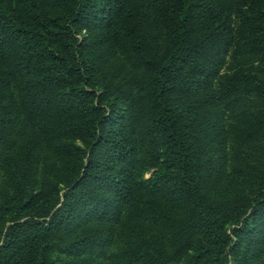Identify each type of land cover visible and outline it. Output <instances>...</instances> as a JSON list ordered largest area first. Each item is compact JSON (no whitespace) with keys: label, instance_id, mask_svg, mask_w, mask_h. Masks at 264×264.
<instances>
[{"label":"trees","instance_id":"16d2710c","mask_svg":"<svg viewBox=\"0 0 264 264\" xmlns=\"http://www.w3.org/2000/svg\"><path fill=\"white\" fill-rule=\"evenodd\" d=\"M0 169V264H264V0H0Z\"/></svg>","mask_w":264,"mask_h":264},{"label":"rangeland","instance_id":"374dc122","mask_svg":"<svg viewBox=\"0 0 264 264\" xmlns=\"http://www.w3.org/2000/svg\"><path fill=\"white\" fill-rule=\"evenodd\" d=\"M81 34L84 37V44L86 45V50L99 52L97 50L98 48L94 44L93 35L91 33L86 34V32L83 31V30L81 31ZM106 64L107 65H111L113 63L112 62L110 63V62L107 61ZM117 106L119 107L120 110H122L124 108L125 104L122 101L118 100L117 101ZM205 130H206V128H205ZM213 133H214V130H212V128H207L206 133L204 135V138L208 142L207 146H208L209 149H212L213 148L212 145L216 144L215 135ZM17 151H18V148L17 147H13V148L8 150V153L11 156H15ZM143 176L144 177L148 176V172H144ZM0 177H1V179H0V187H1L5 183V179H4L5 176H4L3 169L2 170L0 169ZM213 187L216 188L218 191L220 189H223L224 188V181L220 180V179L216 180ZM263 246H264V243H263ZM51 258H52V264H64L66 256H64V254H62L61 252H58L57 249H54L52 251ZM226 264H236V259L233 258L232 256H230L229 261L226 262Z\"/></svg>","mask_w":264,"mask_h":264}]
</instances>
